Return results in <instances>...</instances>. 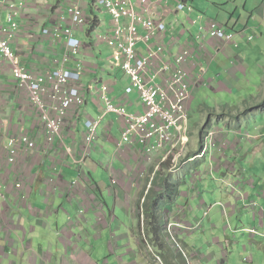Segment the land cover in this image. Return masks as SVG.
<instances>
[{
  "label": "crops",
  "instance_id": "obj_1",
  "mask_svg": "<svg viewBox=\"0 0 264 264\" xmlns=\"http://www.w3.org/2000/svg\"><path fill=\"white\" fill-rule=\"evenodd\" d=\"M64 1L66 0H27V7L18 19L20 27L16 41L13 43L16 53L21 58L22 65L29 66L34 70L40 68L44 70L52 66L54 60L62 58L64 49L61 48L60 44L50 42L42 35L41 30L44 25L50 24L52 17L49 11L50 7L54 8ZM186 2L193 7L192 12L177 11L170 4L167 5L168 8L165 11L161 10V12L168 29L164 40L172 43V54L177 53L183 47H189L191 51L192 60H188L185 67L192 78L197 81L193 91L201 90L203 87L211 90L231 91L248 84L249 79L246 76L244 66L249 54L259 52L257 49L259 47V33H261L259 32V21L262 23L264 20V0H260V2L259 0H186ZM84 5L86 7L82 6V9L87 14L92 10L89 15L95 20L99 19L100 25L98 24L96 27L97 29L102 27V30L98 31L100 33L107 32L109 22L102 21L100 14H98V11L101 10H98L94 3L91 6L89 0H85ZM0 15L4 19L5 12L0 10ZM211 20L217 21L227 31L234 32L233 39L237 45L225 43L209 36H203L202 40H197V36L200 32L205 31L207 23ZM87 28L85 31H77L75 34L86 45L87 42L93 41L90 33L87 32ZM92 28L93 26L90 29ZM240 30H243L245 34L239 35L237 32ZM250 35H255L256 38L249 41L247 36ZM253 42H255L254 46L251 45ZM39 43L43 45L38 46ZM137 46L141 51L145 50L144 44L139 43ZM83 49L78 57L80 60H84L86 66L81 77V83L86 91V99L79 109H70L67 113L66 122L62 129L63 136L62 138L56 137L51 146L46 144L44 129L40 126L42 123L38 118V114L40 115L38 108L30 103L27 94L21 96L16 93L17 87L9 67L5 64L0 70V235H2V240H11V235L16 234L15 243L22 248H32V240L26 239L27 233L23 227L25 221L36 223V227H30V232L36 233V229L41 227L54 226L50 220L55 216L52 213L62 210V205L87 211H101L105 207L108 208V202L104 198V185L107 187L108 193L113 196V207L110 209L112 221L124 220L127 217L135 219V214H132L131 211L140 207V213L138 216L136 215L138 224H140L139 222L154 224L161 216H165L164 212L167 208L179 207L181 211L186 207L176 203L181 194L187 197V203L196 198L194 194L196 188L192 187L191 191L184 192L180 187L187 186L186 188H189L191 185L193 186L196 182L194 173H201L198 160L203 162L207 152L205 151L203 158L198 157L192 161L190 156L192 153L200 151L201 136L205 138L206 133L204 131L211 129L210 118L200 122L201 125L205 121L201 130L196 128L195 131H192L190 127L188 128L189 131L186 134L189 139L187 145L184 144L183 147L184 156L177 159V169H172L170 158H166L163 148L147 155L134 142L125 144L120 148L117 147V139L112 133V128L115 126L121 136L122 120L115 114L104 112L98 94L102 83L114 82L115 90L110 94V97L115 100L122 93L128 80L122 71L115 69L109 63L111 49L105 43L93 44L90 51ZM61 64L70 68L73 61L69 59L63 63L61 60ZM215 65L218 68H215ZM212 67L215 69L213 70ZM220 71L226 75L223 79H220ZM207 73L210 74V77L205 78ZM260 84L258 79L254 83L255 92L252 91V93L247 94L244 104H238L239 98L234 96L237 104L228 105L229 117L222 115L220 121L212 117L211 122L215 123L214 129L222 127L225 131L223 138H225L224 144H226L220 147L215 145L209 151L211 163H208L209 168L205 167L206 169L201 173L205 174L203 179L217 174L218 180L226 181L234 188H238L232 193L237 194L239 204L243 208H246L245 204L252 196L259 201V208H264V195L262 194L264 172L255 169L249 172H245L244 169L237 170L233 168L234 163L231 162L235 155H246V158L247 156L250 158L249 162L254 159L252 166L259 167V159H264L262 154H259V152H264V145L259 144V132L263 133L261 136L264 135V76ZM241 97L243 98V95ZM131 98L134 100L133 109H141L138 94H132ZM74 114L77 115V119L71 124ZM101 115L102 118L96 126V130L98 128L100 130L99 133L96 131L98 135L91 155L79 163L86 132L84 121L89 118L97 120ZM108 116L110 119L105 122ZM191 118L190 114L189 120ZM198 121L199 119L196 120L197 123ZM220 124L222 125L220 126ZM21 130L28 132L37 146L32 150L21 148L14 163H9L7 159L8 139ZM247 131H252L256 136L251 138ZM195 133H197L196 136ZM242 133L244 134L242 135ZM110 144L114 146V150L111 152L107 150ZM18 145L22 144L18 143ZM205 148L207 149V146ZM176 149H174L175 153ZM226 162L231 163L232 169L226 168ZM78 165L81 171L78 169ZM98 177L104 179L105 182H99ZM18 183L20 184L19 187H17ZM198 185L204 191H206L207 185V192L222 193L218 188L213 189L209 182L196 186ZM163 187L173 189V194L167 197L164 189L162 195L165 198L160 201L159 209L154 212L151 207L148 209L146 206L142 207L143 202L146 203L149 199L147 197L149 192L155 196L154 192L160 193ZM151 189L154 190L150 191ZM88 193L94 194L93 206L87 204L89 198L86 195ZM235 202L233 200L232 203L228 202L225 205L227 209L225 214L237 209L238 205ZM121 210L123 212H120ZM184 215L186 222L191 221L185 212L181 217ZM62 216L63 219H67L64 226H72V220L77 217L73 212H62ZM104 219L111 220L100 213L96 221L103 220L102 222H104ZM252 220L251 226H257L261 233L259 236L264 237V219L260 217V213ZM236 221L241 222L239 218H236ZM229 226L233 227L232 230H235L236 234L247 235L242 230L237 231L239 226L234 222L221 225L213 231H220L225 235L226 241L231 242L227 235ZM7 228L9 230L6 233L4 229ZM19 230L26 236L22 238L21 233H18ZM67 231L69 228L61 232ZM181 234L183 236L184 233ZM218 239L214 236L213 242L219 245ZM249 239L254 240L255 237L253 239L249 237ZM187 240L183 239L182 241L186 245L194 246ZM13 244V240L11 243L6 240L4 244H0V251L2 253L11 251L12 253L15 249ZM5 245L12 246V249L6 250ZM260 245L259 242V250L262 247ZM7 256L11 255L7 254ZM213 256L214 253H211L206 257L208 259ZM259 264H261L260 261Z\"/></svg>",
  "mask_w": 264,
  "mask_h": 264
},
{
  "label": "rangeland",
  "instance_id": "obj_2",
  "mask_svg": "<svg viewBox=\"0 0 264 264\" xmlns=\"http://www.w3.org/2000/svg\"><path fill=\"white\" fill-rule=\"evenodd\" d=\"M82 6L86 7L84 4ZM98 14H100L102 21L105 23L110 22V15L108 13L101 10L98 11ZM100 28L98 30H102V27ZM259 32H261L259 33L258 40L259 47H257L259 52L249 54L248 60L244 66L246 76L249 79L248 84L238 87L237 89L234 88L231 91L211 90L206 87L201 88V90L193 91L189 110V118L190 114L192 118L190 120L188 118L187 127L181 131L178 132L174 129L170 130L169 137L166 140V145L170 142L169 146L171 147L174 144V142L171 141L179 137V143L175 145V149L178 147L176 153L173 156L166 157L167 159L170 158V164L173 166L172 169L178 168L177 159L178 157L182 158L184 156L185 152H183V147L184 144L187 145L189 139L186 134V132L189 131L188 128L190 127L192 131H195L196 128L201 130L205 121L201 125L200 122L207 118H210L209 124H211V129L209 131H204L206 136L205 138L201 136L202 145L200 151L192 153L190 156L191 161L198 157L203 158L205 151L207 152L203 162L198 160V163H200V172L202 173L204 169L209 168L208 163H211L209 151H211L215 145L220 147L226 144H224L225 138H223L225 131L222 127H216L214 129L215 123L211 122V120L214 118L220 121L223 116H228V105L233 106L237 104L234 96L239 98L238 104H244L245 99H247V94L252 93V91L255 92L254 83L258 81V79L259 85H261L260 83L263 81L264 76V20L262 23L259 21ZM42 45V43L38 44V46ZM251 45L254 46L255 42ZM252 56H254L253 59ZM191 57L192 56H190V59ZM185 64L186 62L184 66ZM215 68H218V66L215 65ZM215 68H213V70ZM209 73L205 75V78L210 77ZM220 73V79H223L226 75L223 71H220ZM242 95L243 98L241 97ZM85 99L86 95L84 100ZM100 102L104 108L105 104H103L101 100ZM38 110L41 112L40 108ZM51 111H53L52 108L50 109V112ZM69 111L67 108L64 109V113H68ZM201 116L202 118L200 119ZM38 118H40L39 114ZM109 119L110 116L106 117L105 122ZM197 119H199L198 123L196 122ZM221 125L222 124H220V126ZM99 130L100 128H98V130L94 129V131H98V133ZM196 132L198 133V130ZM98 133L96 135H98ZM112 133L117 139V147L120 148L128 144L121 141L122 134L121 136L118 134L119 132L115 126L112 128ZM197 133H195V136ZM201 133L203 132L201 131ZM244 133H242V135ZM247 133L251 138L256 136L252 131H247ZM261 134L263 133L259 132V144L264 145V135L261 136ZM58 136L62 138L63 135L56 134V137ZM45 140L47 146L52 145L47 135H45ZM209 140L212 141L208 142ZM32 142L33 144L31 146H27L28 149L32 150L36 148L37 145L35 141L32 140ZM20 144H22V142H20ZM85 146L86 145L81 149V154L85 151ZM205 146H207V149ZM107 150L111 152L114 150V146H111V144L108 145ZM259 154H262L264 158V152H259ZM233 157L234 160L231 162L234 163L233 168L237 170L244 169L245 172H249L255 169L264 172V159H259V167H256L252 166L254 159L249 162L250 158L248 156L246 158V155H235ZM85 158L86 156H81L79 163H82ZM225 166L226 168L232 169L230 162H226ZM78 169L80 170L79 165ZM201 173H194L196 175V182L193 186L191 185L189 188H186L187 186L180 187L184 192L188 190L191 191L192 187L196 188L194 192L196 198L187 203V197L181 194L176 203L185 205L186 207L181 209V211L179 207H175L174 209L167 208L164 212L165 216H161L156 220V222L161 225V229L157 233V240L153 228L148 227L147 222H144V224L139 222L140 224H138L137 216L140 213V207L131 211L132 214H135V219L127 217L124 220L112 221L110 209L113 207V196L108 193L107 187L104 185V198L108 202V208L105 207L101 211H87L81 208L76 210L68 205H62V210L52 213L55 216L50 220H52L54 226L47 228L41 227L40 229H36V233L30 232V227H36V223L25 221L23 227L27 233L26 239L32 240V248H22V246L17 245V243H15L17 240L16 234L11 235V240L4 238L7 242L9 241V243L13 240V248L17 250L13 249L12 253L11 251L5 253L0 251V264H259V261L261 264H264V237L259 236L261 233L258 231L257 226H251L252 219L258 216L259 213L260 217L264 219V208H259V201L253 196L246 202V208H243L239 204L237 194L232 193L233 190L237 191L238 188H234L226 181L218 180L217 174H213V177L203 179L205 174ZM98 181L105 182V180L100 177H98ZM208 182L213 189L218 188V190L224 194L207 192V185L205 187L206 191L201 189L199 185L196 186L197 184L204 185ZM262 194L264 195V188ZM152 196L153 194L150 192L147 195L149 198ZM86 197L89 198L87 204L93 206L95 202L93 200L94 194L88 193ZM162 198H165V196H162ZM226 200L231 203L235 200V204L238 205L237 209L225 214L227 210L225 205L228 203ZM145 206L146 203L143 202L142 207ZM163 207L165 206L163 205ZM62 212H73L75 216L77 215V217L72 220V226H64V223H67V219L62 218ZM120 212L123 211L121 210ZM184 212L191 221L186 222L185 215L181 217ZM100 213L105 215V218L111 220L104 219V222H102L103 220L96 221ZM236 218H239L241 222L238 223ZM230 222H234L239 226L237 231L242 230L247 233V235L244 236L241 233L236 234L234 232L235 230H232L233 227L229 226L227 235L231 242H228L223 233L220 231H213L218 229L221 225ZM66 228H69V231L65 233L61 232ZM251 228L256 229V233L249 234ZM4 230L7 233L9 229L7 228ZM182 232L184 233L183 236H181ZM18 233H21L22 238L26 236L24 233L20 232V230ZM189 235L190 237L187 238ZM248 235L251 239L254 237L255 239L250 240ZM214 236L219 238V245L213 242ZM1 237L2 235H0V244H4L6 240H2ZM181 238L188 239V243L194 246L186 245ZM259 242L261 243L260 246H262L260 250ZM5 247L6 250L12 249L10 245H5ZM211 253H214V256L207 259L206 256ZM7 254L11 256H7Z\"/></svg>",
  "mask_w": 264,
  "mask_h": 264
},
{
  "label": "built area",
  "instance_id": "obj_3",
  "mask_svg": "<svg viewBox=\"0 0 264 264\" xmlns=\"http://www.w3.org/2000/svg\"><path fill=\"white\" fill-rule=\"evenodd\" d=\"M84 1L66 0L54 8L50 7L51 21L42 27V34L64 49L63 63L71 59L73 64L64 73L59 72L61 68L44 69V74L37 76V70L22 65L13 47L20 27L18 19L27 7V0H0V10L5 12L4 19L0 15V54L4 55V58H0V70L5 64L9 67L14 84L18 87V95L27 94L31 101L39 103L46 98L49 105L44 110L40 124L43 127L49 122L51 108L58 110V116L63 109L75 110L84 103L86 91L81 77L86 66L78 54L83 48L90 51L93 44L103 42L111 49L108 59L110 64L122 71L128 80L115 100L110 97L115 90L114 82L102 83L99 88V98L105 104V112L115 114L122 120L123 142L137 143L146 154L163 148L166 157L174 155L179 137L171 141L174 142L171 147L170 142L166 145V140L170 130L179 132L187 127L191 95L197 81L184 66L191 56L189 47H183L172 54V43L164 40L168 29L161 10L165 11L168 4L177 11L192 12L193 7L186 0H94L97 8L110 15L109 28H106L107 32L100 33L96 27L99 19H96L92 28L93 41L86 45L75 35L77 31H85L91 21L82 9ZM205 28L197 40L209 36L225 43L233 41L234 33L226 31L215 20H211ZM139 43L144 44V51L138 48ZM132 94L139 95L141 109H133ZM101 118L102 115L97 121L85 122H91V126L81 149L84 145L95 144L93 126ZM58 129L59 124L52 122L47 136L50 137ZM20 142L22 145L16 146ZM32 144V136L25 130L9 137L8 162L14 163L19 150ZM92 147L81 156L91 155ZM253 233H256V229L251 228L249 234Z\"/></svg>",
  "mask_w": 264,
  "mask_h": 264
},
{
  "label": "bare ground",
  "instance_id": "obj_4",
  "mask_svg": "<svg viewBox=\"0 0 264 264\" xmlns=\"http://www.w3.org/2000/svg\"><path fill=\"white\" fill-rule=\"evenodd\" d=\"M97 8V7H96ZM97 9H99L100 10V8H97ZM102 10V9H101ZM85 12V11H84ZM86 13V12H85ZM86 15H87V17H88V19H90L91 20V16L89 15V14H87L86 13ZM41 33H42V30H41ZM43 35V34H42ZM44 36V35H43ZM63 52H64V50H63ZM63 52H62V58L60 59V60H54V63H53V65L52 66H50V67H48V68H46V69H58V68H61L60 70H59V72L60 73H64L65 72V69H67L68 67H66V65L65 64H61V60H63ZM0 58H4V55L3 54H0ZM26 67V66H25ZM28 68H31V67H29L28 66ZM33 69V68H32ZM31 73L33 74V72L31 71ZM35 74L37 75V76H41L42 74H44V70H43V68L41 69V70H37L36 72H35ZM19 87H21V86H19ZM22 87H23V84H22ZM18 88V87H17ZM28 99H29V97H28ZM29 101L34 105V106H36L38 109L40 108L41 109V112H40V121H41V123H42V119H43V115H44V110H45V108H47V106L49 105V102H47V100H46V98H43V102H41V103H39L38 101H36V102H33V101H31L30 99H29ZM84 104V103H83ZM82 104V105H83ZM104 104V103H103ZM81 105V106H82ZM80 106V107H81ZM105 106V105H104ZM53 109V111H51L50 112V115H49V122H48V124L46 125V126H43V128L45 129V134L47 135V131H48V129H49V127H50V124L52 123V122H57L58 124H59V129L58 130H56V131H54V133L49 137L48 136V140L49 141H51V144L53 143V141H54V139H55V137H56V134H62V129H63V127H64V125H65V122H66V116H67V113H64V109L62 110V113H61V115H58L57 116V109L56 108H52ZM77 109H79V107L77 108ZM104 109H105V107H104ZM76 119H77V115L76 114H74L73 116H72V119H71V124H73L75 121H76ZM88 119H86L85 121H84V125H85V129H86V132H85V137L88 135V133H89V127L91 126V122H89L88 124H85V122L87 121ZM89 120H93V119H89ZM93 121H97V120H93ZM94 129H96V125L95 126H93V131H94ZM94 134H95V137H94V140H96V132L94 131ZM59 137V136H58ZM85 137H84V140H85ZM119 141V140H118ZM121 141L123 142V139L121 138ZM121 145V144H120ZM51 146V145H50ZM92 146H94V145H92V144H88V145H86L85 146V151H87V150H89ZM14 147V146H13ZM92 149H93V147H92ZM92 151V150H91ZM87 157V156H86Z\"/></svg>",
  "mask_w": 264,
  "mask_h": 264
},
{
  "label": "trees",
  "instance_id": "obj_5",
  "mask_svg": "<svg viewBox=\"0 0 264 264\" xmlns=\"http://www.w3.org/2000/svg\"><path fill=\"white\" fill-rule=\"evenodd\" d=\"M89 3L91 6H93L94 0H89ZM92 11V10H91ZM91 11L89 12V14L91 13ZM96 23L95 18L93 19V17L91 16V21L88 24V27L91 28V26H93ZM94 27V26H93ZM87 28V32L90 33V36L92 37V29ZM42 68L38 69L41 70ZM31 103V102H30ZM32 104V103H31ZM33 105V104H32ZM36 107V106H35ZM37 108V107H36ZM44 129V128H43ZM44 133H45V129H44ZM46 135V134H45ZM55 140V139H54ZM15 147V146H14ZM165 189V192L167 193V197H170L173 193V189H167L166 187H163V190L160 193H157L156 191L154 192L155 196L150 197L147 202H146V208H152L154 210V212L159 209L160 205V201L163 200L164 198H161L163 195V191ZM154 189H151L150 191H153ZM148 213V212H147ZM154 214V213H152ZM148 227H152L154 230V234L156 235V240H157V233L158 231L161 229V225L158 222H155L154 224H147ZM147 227V228H148Z\"/></svg>",
  "mask_w": 264,
  "mask_h": 264
},
{
  "label": "clouds",
  "instance_id": "obj_6",
  "mask_svg": "<svg viewBox=\"0 0 264 264\" xmlns=\"http://www.w3.org/2000/svg\"><path fill=\"white\" fill-rule=\"evenodd\" d=\"M221 26H222V25H221ZM222 27H223V26H222ZM223 28H224V27H223ZM224 29L227 31V29H226V28H224ZM228 32H229V31H228ZM239 32H240L241 34H239ZM231 33H234V32H231ZM237 33H238L239 35L245 34V32H244V31H243V33H242V31H238ZM234 36H235V33H234ZM250 36H252V38H253V39H252V38H251V39H249V37H250ZM250 36H247V39H248L249 41H251V40H254V39L256 38V36H255V35H250ZM230 43H235V42H234V39H233V41H232V42H230ZM235 44H236V43H235ZM236 45H237V44H236Z\"/></svg>",
  "mask_w": 264,
  "mask_h": 264
},
{
  "label": "water",
  "instance_id": "obj_7",
  "mask_svg": "<svg viewBox=\"0 0 264 264\" xmlns=\"http://www.w3.org/2000/svg\"><path fill=\"white\" fill-rule=\"evenodd\" d=\"M231 185V184H230Z\"/></svg>",
  "mask_w": 264,
  "mask_h": 264
}]
</instances>
